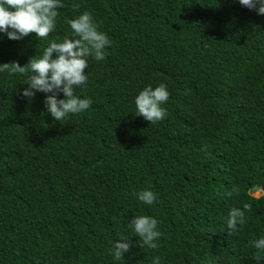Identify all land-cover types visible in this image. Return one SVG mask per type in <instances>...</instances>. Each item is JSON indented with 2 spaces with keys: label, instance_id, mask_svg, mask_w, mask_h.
I'll list each match as a JSON object with an SVG mask.
<instances>
[{
  "label": "trees",
  "instance_id": "1",
  "mask_svg": "<svg viewBox=\"0 0 264 264\" xmlns=\"http://www.w3.org/2000/svg\"><path fill=\"white\" fill-rule=\"evenodd\" d=\"M62 2L47 39L0 33V64L23 67L52 40L74 38L68 21L84 11L112 43L75 89L91 108L62 121L44 93L20 95L27 73H0V264H257L249 243L264 237V16L238 0ZM161 83L168 116L151 125L135 98ZM234 186L239 195L227 197ZM142 190L157 202L139 201ZM244 203L247 223L229 236L228 212ZM138 215L158 220V249L139 247L128 226ZM117 241L132 245L120 261L108 252Z\"/></svg>",
  "mask_w": 264,
  "mask_h": 264
},
{
  "label": "clouds",
  "instance_id": "2",
  "mask_svg": "<svg viewBox=\"0 0 264 264\" xmlns=\"http://www.w3.org/2000/svg\"><path fill=\"white\" fill-rule=\"evenodd\" d=\"M242 7L255 11L264 16V0H238ZM65 5L62 0H0V33H4L9 40L22 41L30 34H36L38 40L47 39L56 30V21L59 16L58 9ZM79 4H73L74 10H79ZM68 24L74 38L65 37L62 42L52 40L44 48L42 54L29 59L25 66L18 62L0 64V73L9 75L28 74L24 85L23 97L31 101L37 92L45 94V108L47 113L56 121H62L69 115H78L88 111L93 101L81 98L75 94V89L87 87L89 58L97 62L104 61L108 55L107 49L111 47L108 35L99 30V25L92 14L84 11ZM63 93L64 99L59 95ZM170 93L163 83L153 88L151 85L142 90L135 98L136 116L143 117L151 125L163 121L168 116L164 104L169 100ZM205 145L201 151H206ZM252 189H249L251 195ZM240 189L233 187L227 191V197L239 195ZM136 198L145 205H154L157 196L150 190L134 193ZM252 211L250 203L242 207H232L226 219L229 236L243 229ZM142 249L156 250L162 232L159 222L149 215L134 216L128 225ZM123 240V241H128ZM249 246L258 250L254 256L257 264L264 260L260 253L264 252V237L250 241ZM132 245L129 242H114L108 252L116 261L124 259V254L129 252ZM152 264H160V257L155 256Z\"/></svg>",
  "mask_w": 264,
  "mask_h": 264
},
{
  "label": "rangeland",
  "instance_id": "3",
  "mask_svg": "<svg viewBox=\"0 0 264 264\" xmlns=\"http://www.w3.org/2000/svg\"><path fill=\"white\" fill-rule=\"evenodd\" d=\"M262 194H263V192H262V191H259V192L255 193L254 195H255L256 197H259V196H261Z\"/></svg>",
  "mask_w": 264,
  "mask_h": 264
}]
</instances>
